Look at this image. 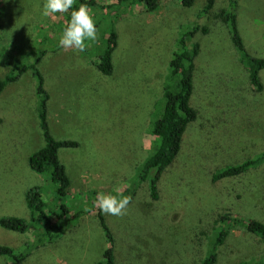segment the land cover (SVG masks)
Masks as SVG:
<instances>
[{
	"label": "rangeland",
	"instance_id": "rangeland-1",
	"mask_svg": "<svg viewBox=\"0 0 264 264\" xmlns=\"http://www.w3.org/2000/svg\"><path fill=\"white\" fill-rule=\"evenodd\" d=\"M119 1L95 0L90 11L98 21L97 39L79 52L57 46L69 12L44 17L45 0H0V61L9 62L0 63V79L15 64L33 62L43 51L39 67L49 93L50 130L57 139L79 142L78 147L59 150L70 179L59 201L57 183L28 163L44 145L31 70L0 93V217L18 216L29 224L26 232L0 225V245L28 251V244L43 237L42 224L33 220L25 201L26 191L34 186L43 194L48 215L62 226L52 239L34 245L23 264L101 261L109 243L95 206L98 192L117 195L137 189L124 215L103 214L114 236L117 264H202L220 215L264 221V175L251 171L212 181L222 167L264 147V90L257 93L251 87L228 28L213 16L226 8L225 1L217 0L210 17L202 10L205 0H195L191 7H184L182 0H162L153 12L138 2L120 7L117 15L114 9L110 14L102 9ZM237 3L246 49L264 58V0ZM188 24L208 30L198 35L201 50L191 97L199 114L188 126L175 162L159 180L156 208L148 209L139 173L157 146L151 124L162 111L168 62ZM113 26L120 42L114 72L104 75L95 63ZM260 76L264 85V69ZM61 203L70 213L57 220L51 213L61 212ZM229 230L225 244L216 250L215 264H264L263 239L241 225ZM10 260L0 255V264Z\"/></svg>",
	"mask_w": 264,
	"mask_h": 264
},
{
	"label": "trees",
	"instance_id": "trees-1",
	"mask_svg": "<svg viewBox=\"0 0 264 264\" xmlns=\"http://www.w3.org/2000/svg\"><path fill=\"white\" fill-rule=\"evenodd\" d=\"M226 8H222L219 13L214 14L217 0H205L203 12L208 16H215L221 20L228 28L229 37L232 44L240 55V60L247 70L248 79L251 87L257 92L262 93L264 85L261 80L260 73L264 69V58L251 55L246 49L244 40L238 27V3L237 0H224ZM134 2L141 3L149 12L156 11L162 0H120L118 3H110L102 5V9L108 10L107 14L114 9V15L118 14L120 7L126 8L132 6ZM184 7H191L195 0H182ZM81 4L87 5L89 10H93L97 3L95 0H74L72 9H69V17L64 22L63 28L70 19V13L73 9H77ZM91 12V11H90ZM98 25V21H96ZM208 30L205 26L186 25L176 40L172 57L168 62L167 74L163 82L164 104L160 116L151 124V132L157 139V146L142 163L140 170V181L145 183L147 198L150 200L148 209L156 208L159 199L158 183L165 171L175 162L181 147L185 132L188 126L198 118L199 111L191 103V97L194 92V82L197 70V57L201 50V43L198 40L199 34H207ZM120 33L113 26L108 33L106 39V47L97 53L96 69L104 74L111 75L114 72V53L117 51L120 42ZM43 51H40L35 60L30 63L15 64L10 71L0 79V93L9 83L17 81L21 75L27 70H31L37 82V94L39 96L38 119L44 145L34 151L28 158L30 168L38 174H44L54 183H57L56 194L59 201L66 196L67 188L70 184L69 176L66 172L65 165L61 162L59 150L61 148L78 147L79 142L72 139H57L50 130L48 122V100L49 93L45 87V78L39 67L42 59ZM3 66H9V62L2 60ZM1 123V117H0ZM264 169V147L254 156L248 157L241 162L229 164L212 175V181L219 179L231 178L244 175L248 172L258 173L263 176ZM153 173L152 177L148 176ZM137 189L129 190L117 194V198L130 197V201L135 198ZM26 205L31 211L33 220L41 222L43 229V237L41 235L36 241L28 244V251H15L9 246L0 245V255L10 257L7 264H23L28 256L27 252L34 245L44 243L43 239H52L57 230L62 226L54 221L46 212L47 203L43 199V194L38 186L29 188L25 193ZM61 212L51 213L57 220H63L70 213L68 207L61 203ZM100 217L101 226L104 230L106 239L109 243L103 252V259L94 264H117L114 250V236L111 229L106 223L104 215L97 210ZM75 215H77L75 213ZM0 225L3 228L26 232L29 229L28 222L18 216H2L0 217ZM243 226L251 235H255L264 240V221L257 218L246 219L231 214L220 215L215 221L214 226L217 230L212 247L207 256L202 260V264H215L217 259L216 250L226 242L229 229L235 226ZM238 264H251L248 262H240Z\"/></svg>",
	"mask_w": 264,
	"mask_h": 264
},
{
	"label": "clouds",
	"instance_id": "clouds-1",
	"mask_svg": "<svg viewBox=\"0 0 264 264\" xmlns=\"http://www.w3.org/2000/svg\"><path fill=\"white\" fill-rule=\"evenodd\" d=\"M74 0H45L42 8V16L53 17L56 13H67L72 9ZM97 25L92 14L85 4H81L70 13V19L58 39V47L67 50L75 49L84 52L88 42L97 39ZM130 202V197L117 198L112 194H96L95 206L102 214L110 216H122Z\"/></svg>",
	"mask_w": 264,
	"mask_h": 264
},
{
	"label": "crops",
	"instance_id": "crops-1",
	"mask_svg": "<svg viewBox=\"0 0 264 264\" xmlns=\"http://www.w3.org/2000/svg\"><path fill=\"white\" fill-rule=\"evenodd\" d=\"M7 197V196H6ZM9 199V197H7ZM29 255V254H28Z\"/></svg>",
	"mask_w": 264,
	"mask_h": 264
}]
</instances>
